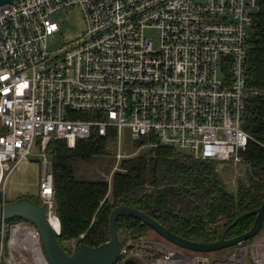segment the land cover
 I'll return each instance as SVG.
<instances>
[{
  "label": "built area",
  "instance_id": "built-area-1",
  "mask_svg": "<svg viewBox=\"0 0 264 264\" xmlns=\"http://www.w3.org/2000/svg\"><path fill=\"white\" fill-rule=\"evenodd\" d=\"M73 7L83 16L81 37L49 52L46 43L58 32L55 13ZM258 10L257 0H21L0 6V205L9 176L36 149L35 197L49 221H57L48 144L63 141L73 149L78 140L109 130L115 154L104 177L107 195L114 176L125 172L122 163L148 148L243 166L241 155L253 140L243 125L251 93L248 39ZM147 30L159 32L157 47ZM125 128L133 140L154 142L127 154ZM83 238L62 247L71 253ZM121 242L113 264H264V224L249 244L224 257L129 232ZM0 264H49L29 221H0Z\"/></svg>",
  "mask_w": 264,
  "mask_h": 264
},
{
  "label": "trees",
  "instance_id": "trees-1",
  "mask_svg": "<svg viewBox=\"0 0 264 264\" xmlns=\"http://www.w3.org/2000/svg\"><path fill=\"white\" fill-rule=\"evenodd\" d=\"M257 4L259 10L248 39L246 86L251 93L247 97L243 125L253 140L241 155L247 182L240 183L235 193H229L214 174L216 163L157 147L125 160L122 163L125 172L114 176L107 195L105 181L78 180L74 165L110 156L114 131L109 130L105 137L92 133L89 139L78 140L73 149L63 141H51L46 151L52 163L55 210L60 222L56 239L61 246L80 234L84 238L79 244L95 247L106 242L109 214L122 205L144 212L177 236L200 242L218 240L238 216L261 205L264 199V0H257ZM149 142L154 139L141 140L138 146ZM26 198L40 204L36 197ZM253 221V216L240 220L229 230L227 238L246 233ZM117 228L118 233L123 228L135 239L152 231L129 217H119Z\"/></svg>",
  "mask_w": 264,
  "mask_h": 264
},
{
  "label": "water",
  "instance_id": "water-1",
  "mask_svg": "<svg viewBox=\"0 0 264 264\" xmlns=\"http://www.w3.org/2000/svg\"><path fill=\"white\" fill-rule=\"evenodd\" d=\"M18 1L21 0H0V6ZM252 216L253 225L246 233L227 238V233L235 224ZM119 217H129L146 225L165 242L181 249L197 253H214L240 245L260 233L264 224V199L257 209L238 216L225 228L218 240L210 242L184 239L167 230L144 212L130 206H118L109 214L108 240L95 247L80 243L71 253L57 242L56 229L49 221L43 206L26 197L0 205V221L27 220L37 229L43 253L49 264H113L122 246L117 228ZM126 264L136 263L130 260Z\"/></svg>",
  "mask_w": 264,
  "mask_h": 264
},
{
  "label": "rangeland",
  "instance_id": "rangeland-1",
  "mask_svg": "<svg viewBox=\"0 0 264 264\" xmlns=\"http://www.w3.org/2000/svg\"><path fill=\"white\" fill-rule=\"evenodd\" d=\"M54 17L58 23V32L49 38L46 43L49 52H56L63 46H67L78 40L85 27L82 13L77 7H73L70 11H59L55 13ZM145 35L153 39L154 47L158 46L159 32L157 30H147L145 31ZM121 143L123 145V151L127 154L133 153L138 148V141L131 138L130 131L126 128L122 130ZM36 153L37 150L33 149V155L29 158V162L22 165L9 176L6 182V203L21 197L35 198L38 191L40 174L38 158L35 155ZM114 154L115 150L113 146L110 156L92 158L87 163L75 164V177L83 181H104V177L108 174L113 164ZM214 174L216 178L220 180L223 188L229 193H235L240 183L247 182V171L245 166L231 167L227 166L226 163L215 164ZM54 217L59 223L60 232V222L56 215V210ZM119 233L121 239H124L125 230L121 228ZM146 237L149 240L165 243V241L153 231L148 232ZM235 248L236 247H232L210 254L216 257H224L231 254Z\"/></svg>",
  "mask_w": 264,
  "mask_h": 264
},
{
  "label": "bare ground",
  "instance_id": "bare-ground-1",
  "mask_svg": "<svg viewBox=\"0 0 264 264\" xmlns=\"http://www.w3.org/2000/svg\"><path fill=\"white\" fill-rule=\"evenodd\" d=\"M51 223H52V225L54 226V228H55L56 230L59 229V226H58V223H57L56 220H51Z\"/></svg>",
  "mask_w": 264,
  "mask_h": 264
}]
</instances>
